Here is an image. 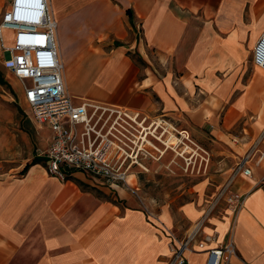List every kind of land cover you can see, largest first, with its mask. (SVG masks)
<instances>
[{"label":"crops","instance_id":"obj_1","mask_svg":"<svg viewBox=\"0 0 264 264\" xmlns=\"http://www.w3.org/2000/svg\"><path fill=\"white\" fill-rule=\"evenodd\" d=\"M48 2L66 86L72 83L91 98L150 117L177 118L185 112L202 122L204 112L214 109L203 95L214 92L221 98L219 107L224 98L229 100L226 125L255 112L253 130L264 131V69L253 62V49L264 32V0ZM114 41L109 59L95 52L97 42ZM132 54L146 65H138ZM94 58L96 66L91 65ZM250 60L254 70L247 78ZM29 119L34 127L41 125L32 113ZM27 129L17 142L0 137V149H13L19 160L7 169L0 166V264L169 263L171 242L192 230L199 208L182 206L193 224L183 235L176 216L143 207L133 188L95 181L80 170L65 169L62 180L34 163L42 148L33 145L32 126ZM259 145L260 152L264 140ZM251 166L252 176H242L237 187L246 198L231 234L232 218L210 211L198 237L209 238L206 248L232 237L237 255L230 264H264V218H257L264 209V188L257 185L264 162L253 160ZM185 255L189 264H206L208 252Z\"/></svg>","mask_w":264,"mask_h":264},{"label":"built area","instance_id":"obj_2","mask_svg":"<svg viewBox=\"0 0 264 264\" xmlns=\"http://www.w3.org/2000/svg\"><path fill=\"white\" fill-rule=\"evenodd\" d=\"M6 29L14 32L11 45L4 40ZM55 29L48 0H9L0 20L3 65L22 82L34 119L51 130L49 143L39 149L38 156H44L46 170L62 180L65 169L80 170L95 181L132 188L128 179L137 173L136 167L147 171L149 160L161 159L169 147L173 148L165 141L167 129L162 122L166 118L152 119L140 110L89 97L77 103L66 90ZM253 61L264 68V32L253 49ZM186 139L190 140L189 133ZM251 160L248 153L237 166V174L252 176ZM261 162L264 149L255 160L256 164ZM237 174L227 180L221 192L232 218L228 235L246 198V193L231 189ZM257 185L264 188V175ZM209 213L205 211L185 237L171 242L168 264H189L185 252L201 250L208 252L206 264H230V258L237 255L232 237L211 248L205 246L208 237L198 240Z\"/></svg>","mask_w":264,"mask_h":264},{"label":"rangeland","instance_id":"obj_3","mask_svg":"<svg viewBox=\"0 0 264 264\" xmlns=\"http://www.w3.org/2000/svg\"><path fill=\"white\" fill-rule=\"evenodd\" d=\"M8 5L9 0H0V20ZM249 5L248 3L246 7L248 17L250 16ZM248 19L247 21H249ZM3 33L5 43L11 45L14 32L6 29ZM97 43L94 50L105 60L111 57L112 50L117 45V41L104 45ZM131 56L138 65H146V62L137 54ZM3 58L4 54L0 46V71L3 72L5 78V83H0V137H5L7 142L14 139L15 142L20 141L22 140L21 130L25 131L28 126H32L33 145L43 149L49 143L51 130L46 125L34 127V124L31 123L29 119L31 109L24 98V86L4 67ZM253 62L250 60L246 64L247 78L254 70ZM96 63L97 58H94L91 65L96 66ZM227 71L225 70L223 75ZM90 81H93V78H90ZM66 90L77 103L87 96L91 98L86 89L74 87L72 83L70 87L66 86ZM82 95L84 96L82 97ZM203 96L208 97L214 106L212 111H206V114L204 112L203 122L202 120H193L185 112L177 118L170 115L151 117L152 119L166 118V122H162L167 129L165 141L173 148L169 147L163 158L149 160L146 165L147 171L136 167L137 177L134 178L132 175L128 179L129 185L135 191L131 190V192L134 193L138 202L143 207L150 206L157 211L164 209L173 218L176 216L177 231L183 235L189 232L197 220L192 225L188 224L186 220L188 217L182 211V206L189 205L193 211H196L194 207L199 208L201 214L198 218H201L203 213L208 210L214 211L216 214L229 215L227 212L229 204L225 201V196L221 195L223 186L232 175L237 174V166L248 153H251V162L258 158L257 145H262L264 140V131L260 134L255 133L252 127L257 113L248 112L246 116L239 119L235 117L234 124L226 125L225 115H227L226 109L229 100L224 98L222 106L219 107L218 102L221 101V98L218 94L209 92ZM199 97V102H201L203 97ZM183 131L189 133L190 140L184 137L185 132ZM152 141L158 142L153 137ZM183 154L189 158L185 159ZM38 159L39 163L44 166L46 158L40 155ZM17 163L19 160L13 149L10 151L0 149L2 169L13 167ZM241 179H243L241 174H237L231 189H237L241 185ZM263 211L258 214L257 218H264Z\"/></svg>","mask_w":264,"mask_h":264},{"label":"trees","instance_id":"obj_4","mask_svg":"<svg viewBox=\"0 0 264 264\" xmlns=\"http://www.w3.org/2000/svg\"><path fill=\"white\" fill-rule=\"evenodd\" d=\"M128 13H131L130 9H128ZM0 83H2V84L5 83V78H4V74L2 71H0ZM36 162H39V159H35L34 163H36ZM26 169H27V166L23 170H26Z\"/></svg>","mask_w":264,"mask_h":264},{"label":"bare ground","instance_id":"obj_5","mask_svg":"<svg viewBox=\"0 0 264 264\" xmlns=\"http://www.w3.org/2000/svg\"><path fill=\"white\" fill-rule=\"evenodd\" d=\"M261 68H262V67H261ZM263 69H264V68H263ZM183 132H184V131H183ZM184 136H185V138H186V137L188 136V132H185V135H184ZM173 137H174V136H173ZM175 139H176V137H175ZM175 139H174V140H175ZM170 141H171V140H170ZM172 143H173V142H172ZM173 144H174V143H173ZM175 144H176V143H175ZM172 147H173V146H172ZM174 147H175V146H174ZM187 148H188V147H187ZM185 150H186V149H185ZM130 177H131V176H130ZM130 177H129V178H130Z\"/></svg>","mask_w":264,"mask_h":264}]
</instances>
